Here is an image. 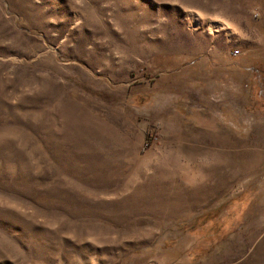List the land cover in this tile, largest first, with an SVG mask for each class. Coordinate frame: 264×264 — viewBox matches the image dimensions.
I'll use <instances>...</instances> for the list:
<instances>
[{
	"label": "rangeland",
	"instance_id": "obj_1",
	"mask_svg": "<svg viewBox=\"0 0 264 264\" xmlns=\"http://www.w3.org/2000/svg\"><path fill=\"white\" fill-rule=\"evenodd\" d=\"M0 264H264V0H0Z\"/></svg>",
	"mask_w": 264,
	"mask_h": 264
},
{
	"label": "trees",
	"instance_id": "obj_2",
	"mask_svg": "<svg viewBox=\"0 0 264 264\" xmlns=\"http://www.w3.org/2000/svg\"><path fill=\"white\" fill-rule=\"evenodd\" d=\"M146 143H147V145H148V144L150 143V141L148 140Z\"/></svg>",
	"mask_w": 264,
	"mask_h": 264
}]
</instances>
